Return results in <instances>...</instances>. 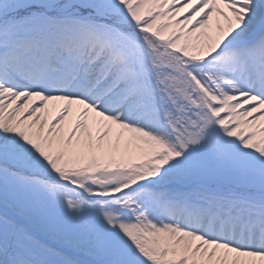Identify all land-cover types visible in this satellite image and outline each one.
I'll list each match as a JSON object with an SVG mask.
<instances>
[{
    "label": "snow or ice",
    "instance_id": "snow-or-ice-1",
    "mask_svg": "<svg viewBox=\"0 0 264 264\" xmlns=\"http://www.w3.org/2000/svg\"><path fill=\"white\" fill-rule=\"evenodd\" d=\"M0 264H264V0H0Z\"/></svg>",
    "mask_w": 264,
    "mask_h": 264
}]
</instances>
